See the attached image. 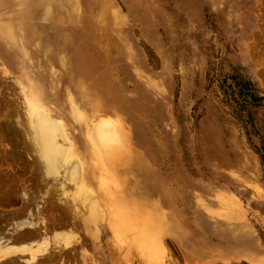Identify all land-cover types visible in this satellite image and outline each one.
Here are the masks:
<instances>
[{
  "label": "rangeland",
  "instance_id": "obj_1",
  "mask_svg": "<svg viewBox=\"0 0 264 264\" xmlns=\"http://www.w3.org/2000/svg\"><path fill=\"white\" fill-rule=\"evenodd\" d=\"M78 7L89 27L81 39L90 46L84 68L140 135L134 142L149 173L135 162L124 171L129 187L142 189L143 211L164 227L165 252L156 264H185L187 249L202 264H249L233 259L236 252L264 264V0H79ZM3 77L0 223H8L38 197L40 179L20 131L15 87ZM226 190L236 204H226L219 194ZM223 209L234 220L245 215L252 226L238 229V242L200 228ZM67 218L42 212L49 236L55 229L83 238ZM109 242L103 260L88 249L92 264H153L133 249L114 252ZM74 258L68 264H78Z\"/></svg>",
  "mask_w": 264,
  "mask_h": 264
},
{
  "label": "bare ground",
  "instance_id": "obj_2",
  "mask_svg": "<svg viewBox=\"0 0 264 264\" xmlns=\"http://www.w3.org/2000/svg\"><path fill=\"white\" fill-rule=\"evenodd\" d=\"M78 1L0 0V75L15 87L20 131L40 179L38 197L25 203L14 221L0 223V264H68L71 259L75 263V255L78 264H92L88 249L103 260L108 241L114 252L133 249L153 264L165 252L159 236L164 227L156 214L143 211L142 189L139 184L129 187L124 171L131 162L148 171L134 142L139 133L119 106L100 95L84 68L90 63V46L81 39L89 27L82 26ZM220 193L228 197L226 202L219 195L220 200L236 204L232 193ZM46 209L66 215L69 227L79 229L83 238L55 229L49 236L51 229L42 221ZM209 217L210 226L200 228L213 234L222 230L215 233L219 239L238 242L239 228L252 229L243 214L234 220L223 209ZM185 252V264H202L190 250ZM231 257L263 264L251 253Z\"/></svg>",
  "mask_w": 264,
  "mask_h": 264
},
{
  "label": "trees",
  "instance_id": "obj_3",
  "mask_svg": "<svg viewBox=\"0 0 264 264\" xmlns=\"http://www.w3.org/2000/svg\"><path fill=\"white\" fill-rule=\"evenodd\" d=\"M252 97V96H251ZM254 101L256 100V98H252Z\"/></svg>",
  "mask_w": 264,
  "mask_h": 264
}]
</instances>
